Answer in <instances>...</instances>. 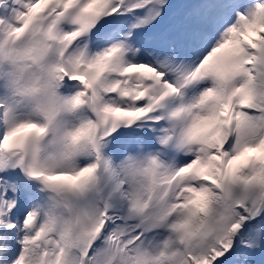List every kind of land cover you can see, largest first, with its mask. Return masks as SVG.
I'll list each match as a JSON object with an SVG mask.
<instances>
[{
    "label": "snow or ice",
    "instance_id": "6c2138e0",
    "mask_svg": "<svg viewBox=\"0 0 264 264\" xmlns=\"http://www.w3.org/2000/svg\"><path fill=\"white\" fill-rule=\"evenodd\" d=\"M0 264H264V0H0Z\"/></svg>",
    "mask_w": 264,
    "mask_h": 264
},
{
    "label": "clouds",
    "instance_id": "9594fccd",
    "mask_svg": "<svg viewBox=\"0 0 264 264\" xmlns=\"http://www.w3.org/2000/svg\"><path fill=\"white\" fill-rule=\"evenodd\" d=\"M44 102V97L41 95L40 97V103L42 104Z\"/></svg>",
    "mask_w": 264,
    "mask_h": 264
}]
</instances>
